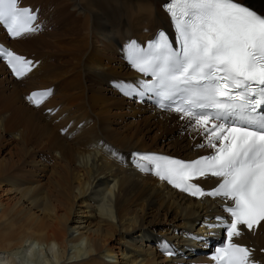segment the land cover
Returning a JSON list of instances; mask_svg holds the SVG:
<instances>
[{
	"label": "bare ground",
	"instance_id": "obj_1",
	"mask_svg": "<svg viewBox=\"0 0 264 264\" xmlns=\"http://www.w3.org/2000/svg\"><path fill=\"white\" fill-rule=\"evenodd\" d=\"M163 1L21 0L22 5L38 6V18L42 19L43 29L35 34L18 36L8 41V44L17 53L38 59L39 62L18 81L9 79L5 67L0 63V106L11 113L14 123H23L26 133L48 139L51 137L52 147L59 149V153L56 151V154H53H59L62 162L55 163L56 167L51 172L54 178L48 181V188H44L41 182L28 187L25 184L20 186L22 181L17 178L10 177L11 179L6 180L12 186L13 192L26 196V207L29 206L30 213L27 209L22 211L23 208L13 209L14 206H11L8 198L2 197L0 193V254L6 251L11 254L0 257V264H16L17 259L26 264H29V261L30 264H36L38 259V264H176L181 258L162 257L154 250L152 239L161 236L184 249L191 245L184 235L194 229L199 230L197 224L202 216L215 207L212 200L188 198L166 187L162 182L120 164V160H125L131 150L164 152L191 158L201 152L193 148L199 140L195 127H187V122L180 119L176 113L159 112L147 104L125 100V96L107 87L111 93L109 98L117 97L124 101L123 104L126 103L130 110L134 109V114L142 118L147 125L145 133L150 134L159 127H165L168 134L156 131L152 136L145 134L141 129L138 133L136 130L139 124L133 131L135 133L125 132V129L119 132L106 126L105 123L108 122L105 113L108 111L104 112L102 108L103 111L96 112L104 117V128L101 127L102 124L100 127L105 132L104 136L110 139L106 142H109L111 149L101 150L93 144L95 140L101 141L94 133V127L98 128L94 126L95 123L88 127L93 133H88V137V130L85 133L86 130L75 129L77 119H84L83 112L80 115L76 111L78 106L81 108L79 104L83 96L67 100L65 97L70 93V85L68 91L61 87L60 90L57 88L55 94L58 86L56 83L67 74L66 71L63 69L58 73H50L46 71L45 63L40 66L46 57L43 52L50 57L54 54L49 52L47 43H52L53 51L60 48L72 54L70 60L77 65L83 49L88 50L94 46L88 56L85 50L86 58H82L83 64L78 66L82 67L83 72H96L99 78L110 74L109 81L138 80L136 71L128 69L120 57L123 53L122 46L129 37L143 41L150 38L156 28L166 26V17L159 7ZM247 1L257 10L264 12V0ZM73 13L81 17L79 26L75 21L62 23L61 20L68 19ZM49 26L53 29L51 33L46 31ZM77 34L79 40L67 41L68 35L72 37ZM34 44L39 45V52L33 48ZM75 82L81 83L77 78ZM5 84L11 86L7 88ZM50 85L54 86L52 94L41 107L33 108L23 101V96L28 90ZM81 89V86L77 87L75 92H80ZM63 98L67 101L63 102ZM115 105L117 106L116 103ZM56 106L57 109L52 115L41 112L45 107ZM76 114L79 115L78 118L68 127L69 120ZM66 125L65 134L74 135L68 142L55 132V128L58 131ZM178 129L185 130V135L175 134L177 137H174L173 133ZM16 135L18 136V133ZM2 172L3 170H0V177L3 176ZM6 176H3V179ZM214 182L215 180L207 181V187L212 186ZM133 189L144 193L142 200L148 206L156 205V215L159 210L163 215L161 220H156V216L141 219L144 213L139 215L136 212L140 207L133 211L128 201ZM16 216H19L21 221L18 222L15 218H19ZM31 240H34V243H28ZM235 241L255 246L252 257L264 264V253L259 252V249L264 248V227L258 228L254 235L243 232ZM104 257L112 259L109 261Z\"/></svg>",
	"mask_w": 264,
	"mask_h": 264
},
{
	"label": "snow or ice",
	"instance_id": "obj_2",
	"mask_svg": "<svg viewBox=\"0 0 264 264\" xmlns=\"http://www.w3.org/2000/svg\"><path fill=\"white\" fill-rule=\"evenodd\" d=\"M164 7L175 40L161 31L146 49H131V65L150 79L127 84L123 94L180 114L206 141L197 147L213 151L194 161L133 153L135 166L192 196L219 198L226 218L207 226L222 228L226 240L213 259L255 264L253 251L234 238L242 235L241 226L249 232L264 227V12L240 0H167ZM35 21L34 10L19 0H0V25L10 37L36 31ZM5 60L18 78L31 71V61L0 46V62ZM50 93L27 99L39 107L38 97ZM200 178H217V186L205 190L192 182Z\"/></svg>",
	"mask_w": 264,
	"mask_h": 264
},
{
	"label": "rangeland",
	"instance_id": "obj_3",
	"mask_svg": "<svg viewBox=\"0 0 264 264\" xmlns=\"http://www.w3.org/2000/svg\"><path fill=\"white\" fill-rule=\"evenodd\" d=\"M244 2L254 6L252 3H250V1L246 0ZM79 18H81L79 15H76L73 13L70 15V17H68V19L66 18V19L61 20V21H62V23H64V22L66 23L68 21L69 22L75 21V23L79 26V24H80ZM46 31L48 33H51V32H53V29L51 26H49V28ZM69 36H71V35H68V38L66 37L67 41H69L70 39H77V40L80 39L79 34L72 36L73 38L69 37ZM47 45H49L47 47L50 49L49 52H53L54 54L52 53L53 55L50 57V55L43 52V55L46 57H45L44 61L40 64V66L43 63H45V65L47 66L46 71H48L50 73L51 72H54V73L57 72L58 73L59 70H63V69H64L63 71L64 72L66 71V73H67L66 75L62 76L63 78H61V80L58 83H56V85H58V86H56L55 94L57 93L58 90H60L61 87L66 88L68 91L69 85H70L72 88H70L68 91V92H70L68 97H65V98H67V100H69V98L70 99L71 98L76 99L78 96H83V97H81L82 98L81 104H79L81 108L79 109V106H78L76 111L80 115H81V112H83L82 114L84 116V119L80 120L81 118L79 119L78 118L79 115L76 114L75 116H73L69 120L68 127L78 118L77 124L80 123V125L77 126V124H76L75 129H79L81 131L86 130L85 133L88 130V132L86 133L87 134L86 136L88 137V135H89L88 133L91 132V134H93L92 131H90L88 129V127L95 123L94 126H98V128L94 127V130L96 129L94 133L96 136H98V138L101 139V141L95 140L93 142V144L97 147H100L101 150L103 148L111 149V147L108 145L109 142H106V141H110V139H108L106 136H104L105 132H104L103 128H104L105 124H106V126L112 128V129H115V130L117 129L119 132H121L125 129L126 130L125 132L132 131L131 133H135L133 131H135L137 129V126H138L137 124H139V126H138L139 128L136 131L139 133L140 129H141L145 133V129H147V125H145L142 118H139L136 114L133 113L134 109L130 110L129 107L126 105V103L123 104L124 101H120L119 98H117V97L116 98L113 97L114 99L113 98L111 99V97L109 98L111 93L109 92V90H107V87H109V83L111 82L108 80L110 74H105L104 77L99 78V77H97V76H99V74H97L96 72L95 73H91V72L85 73L82 71V67L81 68L78 67V66H81V64H83L82 58L83 59H84V57L86 58V56H85V50H87L86 48L83 49L82 55H81L82 57H80L79 63L77 65L73 61L70 60V57L72 56V54H68L65 50H62L60 48H57L55 51H53L54 47L52 46V43H50V44L47 43ZM67 45H69V44H67ZM112 47L114 48V45ZM33 48H35V50L37 52H39L40 47L38 44H34ZM93 49H94V46L93 47L91 46V48H89L87 50V56L89 55V53H91V51ZM117 55H118V53H117ZM47 57H49V58H47ZM85 61H86V59H85ZM94 76H96V77L94 78ZM76 78L79 79V81L81 82L80 84H76V82H75ZM32 80H34V78H32ZM5 85L7 86V88H9L8 86H11V84L10 85L5 84ZM23 85H25V84H21V86H23ZM0 86H1L0 88H2V84ZM80 86L82 88L81 91L76 93L75 91L77 90V87H80ZM53 88H54V86H53ZM57 88H58V90H57ZM0 90H1L0 92H2V89H0ZM52 91H53V89H52ZM7 92H8V89H6V93ZM65 98L62 99V101L64 100L63 102L67 101ZM125 100H127V99H125ZM115 103L117 104V106L115 105ZM0 104H1V99H0ZM137 104H143V103H137ZM102 108L104 109V112L108 111L107 113H105L106 114L105 119L108 123H105L104 125L102 123V120H104V117L102 115L100 116L97 113L98 111H103ZM105 109H107V110L105 111ZM78 110H81V111H78ZM133 115H136L137 117L133 116ZM0 116H1L0 170H3V172H2L3 176H5V175L9 176V177L6 176L5 179H3L4 178L3 176H1L2 178L0 177V182H1L0 183V188H1L0 193H1L2 197L8 198L9 202L11 203V206L12 207L14 206L13 209L14 208H18V209L23 208V209H21L22 211L25 209L28 210L29 206L27 205V207H26V204H27L26 203L27 202L26 196L20 195L16 192H13L11 190L12 186L9 183H7L6 180L8 178L9 179H11V178L16 179L17 178V180L22 181L19 184L20 186H24V184H25L28 187L34 186V183H36V182H41V183H43L44 188H48L47 187L49 184L48 181L50 179L54 178V175L51 173L52 169H54L56 167V164H57L56 162H60V163L62 162L61 158L59 157V154H57V155L53 154V153L56 154V151L59 153V149L52 147L51 140H50L51 137L48 139L45 137H40L37 134L26 133V130H25L24 126L22 125L23 123L20 121L14 123L12 120V117H11V113L3 110L1 108V106H0ZM89 119H90V121H89ZM101 124H102V126H101ZM100 126L103 128H101ZM21 131H24V132H21ZM156 131H158V133L164 132V135L168 134V131L166 130L165 127L164 128L159 127L156 129ZM156 131H154V132H156ZM19 132H21V133H19ZM55 132L58 134V136L60 138L61 137L64 138V141L67 140L66 142H68L69 140H72L71 137L74 136V135L71 136L70 133L65 134V132L63 134H60L57 131V128H55ZM154 132L153 133L150 132V134L149 133H145V134H147V135L149 134V135L153 136ZM16 133H18V136L16 135ZM185 133H186L185 130H179L178 129L177 132H175L173 134L175 137L176 136L175 134L185 135ZM21 134H23V135H21ZM117 135H119V133H117ZM24 136H25V139H23ZM52 137L54 138V136H52ZM188 138H190V136H188ZM102 140L105 142L103 143ZM31 149H33V150H31ZM43 153H45V154L49 153L50 154V158L52 160L51 163L47 164L41 160ZM55 156H56V158H55ZM24 182H26V183H24ZM8 189H10L11 191ZM142 193L143 192H141L139 189H133L132 193L128 197V201L131 203V205H132L131 208L133 209V211L134 210L136 211V209H138L140 207V210H138L136 212L139 215H142L141 213H144V215L141 217V219L147 218L149 216H156V217H158L156 220H161L163 218V215L161 214L160 210H159L158 215H156V213H157L156 211H158L156 205L148 206V204H146V202L142 200V198H143ZM3 194H5V195L3 196ZM93 202L95 203V201H93ZM28 212L30 213L29 210H28ZM16 217L19 218V219L15 218L18 222L21 221V218L19 216H16ZM17 226H19V224ZM189 232H191V231H189ZM159 237H161V236H157V238H159ZM152 240H154V239H152ZM110 258L111 257H104V259L111 261L112 258L111 259ZM38 261H39V259H38ZM38 261L36 264H38Z\"/></svg>",
	"mask_w": 264,
	"mask_h": 264
}]
</instances>
